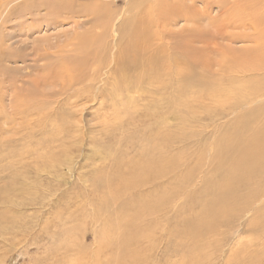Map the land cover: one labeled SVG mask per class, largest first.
I'll list each match as a JSON object with an SVG mask.
<instances>
[{
	"label": "bare ground",
	"instance_id": "bare-ground-1",
	"mask_svg": "<svg viewBox=\"0 0 264 264\" xmlns=\"http://www.w3.org/2000/svg\"><path fill=\"white\" fill-rule=\"evenodd\" d=\"M83 1L91 3L0 2V87L8 77L2 64L20 59V48L14 58L5 46V26L12 18L42 8L50 20L71 14V18L85 15L92 21L84 32L76 31V26L71 41L57 42L54 46L64 47L56 57L49 52L52 46L35 52L40 73L30 91L21 95L13 85L16 80L8 81L11 88L20 90L15 96L21 103L13 107L17 115L43 111L53 97L42 92L56 83L75 98L85 92L91 98L99 94L111 105L118 100L120 104L112 108L118 116L130 102L127 94H138L133 98L138 110L130 111L117 126L119 131L134 128V154L126 156L123 149L111 145L107 157L112 164L93 180L100 194L86 199L87 191L82 193L85 199L65 224L59 221L62 218L53 221L51 226L62 229L55 237H45L56 239V250L63 253L58 258L57 253L42 251L32 264H153L163 255L162 241L190 248L196 239L206 238L208 249V240L224 233L221 227L231 228L246 214L253 215L247 223L255 237L242 244L231 260L264 264V0H126L114 22V12L102 0ZM198 1H203L201 9L195 6ZM95 4L102 7L99 12ZM183 24L191 27L178 29ZM145 84L152 90L145 91ZM187 93L194 101L223 99L216 117L232 118L211 143L205 134L196 141L193 146L199 155L194 162L188 158L180 170L177 146L189 147L193 133L182 136L175 131L174 109ZM134 112L137 118L130 116ZM209 148L213 157L205 158L203 152ZM202 167L207 169L206 176L194 191L191 187ZM10 187L7 192H12ZM7 192L0 191V238L8 237L11 245L7 246L13 249L19 239L13 245L11 241L24 239L32 227L6 207L10 201L1 199ZM40 229L43 234L45 229ZM40 237H33L34 241L39 238L34 246L41 245Z\"/></svg>",
	"mask_w": 264,
	"mask_h": 264
},
{
	"label": "rangeland",
	"instance_id": "rangeland-1",
	"mask_svg": "<svg viewBox=\"0 0 264 264\" xmlns=\"http://www.w3.org/2000/svg\"><path fill=\"white\" fill-rule=\"evenodd\" d=\"M125 1L102 0L109 6L108 10L114 12L113 22L120 15L117 11L125 8ZM75 2L79 5L91 3L83 0H75ZM95 6L97 12H99V8H102L96 4ZM195 6L197 9H201L203 1H198ZM217 11L218 9L214 7L212 14L215 15ZM81 16L84 17L71 18V14H63L58 18L53 17L54 21L50 20L45 9H31L30 12L19 16V19L14 20L12 18L10 24L5 26L6 30L4 29L7 42H5L6 49H10L7 50L14 58L19 53L20 59H17V56L15 59L3 63L4 65L2 64L8 73V77L7 82H2L0 87V191L7 192L6 190L11 186L12 192L8 191L1 200H4V203L10 201L9 204L5 203L6 207L18 212L16 218L28 223L32 227V232L24 234V239L19 237L17 240L15 238L11 241L13 245L19 239V245L16 244L13 249L7 246L11 245L6 242L8 237L0 238V264H32V261H38L37 259L42 257V251L57 253L54 256L59 258V253L62 254L63 251L56 250L59 247L57 240L52 239L50 241L45 238L62 229L59 226H51L53 221L56 217L62 218L59 221L65 224L67 216L72 214L75 207L85 199L82 194L85 191L88 194L86 199H93L97 194H100L96 192L93 180L96 181L103 170L112 164L110 158L107 157L111 145L113 149L114 147L123 149L126 156L134 154L136 148V142L132 136L134 128L131 127L130 130L129 127L125 126L121 131L117 128L118 122L126 120L130 111L138 110V105L133 99L138 95L136 93L127 94L130 102L125 104L124 100L125 113L121 112V116H118L112 110L116 104H120L117 99H115L117 102H114L116 104L113 103L114 106L111 105V100H103L99 94H95L96 97L91 98L90 94L83 92L75 98L73 92L70 91L67 94L56 83L55 85L51 84L42 92L43 95L53 97L49 104H45L46 107H42L43 111L34 110L33 112L30 111L31 113H19V116L14 111L15 108L13 107L21 103L19 100L21 98L17 99L15 96L17 91L21 90V95L30 91L29 88L34 84L33 80L38 78L40 73L37 71L40 62L35 57V52L52 46L49 52L56 57V52L64 47L62 44L72 40L71 37H73L76 26L79 27L76 31L84 32L92 25L90 17ZM190 27V24H183L179 25L178 29H189ZM57 42L62 44L54 46ZM232 46L239 48L243 44ZM19 48L20 52H18ZM24 50L26 53H23ZM217 59L219 61L218 57ZM12 73L15 77L12 76ZM11 79H14V82L16 80L13 85L20 90L16 87H10L8 81ZM50 82L51 79H49ZM143 89L145 91L152 90L151 86L147 84L143 86ZM109 91L110 87L107 88L106 92L109 93ZM150 98H153V95ZM223 101V99L194 101L191 95L187 93L179 100V104H175V131L182 136L193 133L189 147L177 146L180 156V170H182L183 165L188 164V158L194 162L199 155L193 144L196 141H202L204 134L207 138L210 137L211 143L213 138H217L218 132L226 126L227 121L232 118V116L216 117V114L222 110ZM23 116L29 117L24 118ZM130 116L137 118V113H131ZM129 143L131 144L128 145ZM205 143L210 144L208 141ZM111 151L113 152V150ZM203 155L205 158L213 157L210 148L204 151ZM72 160L75 161L70 166ZM206 172L205 167L198 171L191 187L194 191L199 188V183H201L202 177L206 176ZM182 201L183 199H180V204ZM72 207L74 208L72 209ZM251 215L246 214L245 217L236 221L231 228L223 229L221 227L219 230L220 232L224 231V233L217 232L216 235H222L210 238L208 249L205 246L206 238L196 239L190 248L168 245L162 241L159 249L160 252L163 251V255L161 256L160 253L159 260L157 258L153 264H234L231 260L233 253L237 252L249 238L255 237L247 223L252 218L253 215ZM40 228H46L43 234ZM36 235L42 236V238L40 237L41 245L37 247L33 244L35 241H39V238L35 241L32 240ZM201 236L206 237V234ZM210 236L208 235L207 238ZM53 237L55 236L53 235ZM254 245L252 244V246ZM215 250L216 252H214Z\"/></svg>",
	"mask_w": 264,
	"mask_h": 264
}]
</instances>
